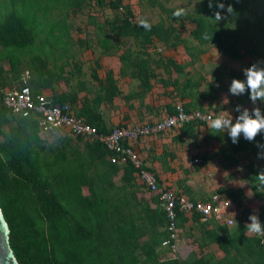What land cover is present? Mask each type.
Wrapping results in <instances>:
<instances>
[{
    "label": "trees",
    "instance_id": "1",
    "mask_svg": "<svg viewBox=\"0 0 264 264\" xmlns=\"http://www.w3.org/2000/svg\"><path fill=\"white\" fill-rule=\"evenodd\" d=\"M138 2L160 9L167 17L157 23L139 18L125 0H0V90L28 85L34 95L47 96L49 105L67 104L74 108L80 101L78 91L61 92L58 86L61 82L71 85L75 75L67 74L69 58H63L74 47L71 17L87 10L88 25L95 29L93 33L86 32L88 41L77 37L79 34L75 36L76 44L98 48L105 55L121 52L123 71L134 70L146 90H151V81L158 78L157 69L167 74L184 72L163 51L180 46L189 49L183 34L186 22L195 25L189 34L198 47L215 48L238 61L250 57V66L264 61V11L252 7V2L254 6L258 4L256 0H212L211 8L209 0H201L196 13H185L179 18L173 16L175 10L167 7L169 0ZM217 3H224L225 9L216 7ZM229 5L234 9L232 13L227 12ZM97 9L110 14H103L100 21L91 12ZM217 11L221 12V20L215 19ZM142 20L151 25L150 30L141 26ZM249 25L258 31L252 34ZM238 26L249 29L246 36L250 43L240 38ZM258 56L260 60L256 59ZM97 67L101 65L98 63ZM25 73L28 80H24ZM233 78L245 79L243 72L237 70L231 72V81ZM94 79L102 87L100 94L92 101L85 98L75 114L99 133L108 134L113 129L106 127L97 107L117 97L116 81L111 71L107 72L105 84L97 71ZM162 82L169 84L167 80ZM202 83V79L186 78L174 85L184 99L194 98V91ZM241 97L249 100L248 95ZM192 106L184 108L191 111ZM173 130L188 136L196 133L193 124ZM45 134L36 117L13 115L2 105L0 95V208L20 264H264V243L245 230L249 216L234 229L218 222L204 225L213 226L208 230L209 240L222 250V259L214 255H191L185 261L165 259L158 250L169 238L166 213L157 198L152 201L158 207L152 209L146 197H138L143 187L137 184L139 176L132 164L125 162L121 167L122 162L111 163L112 153L95 137H73L64 132L62 137L54 136L49 142L43 138ZM221 134L223 131L210 130L211 136ZM257 142L264 144V135L258 136ZM232 146L233 153L258 156L264 151L257 148L256 142L249 143L243 137ZM214 155L204 156L203 160L207 163ZM231 160V166L239 164L238 159ZM250 173V188L255 198L263 201L264 184L252 162ZM216 193L231 200L233 214L244 204L242 189L221 188ZM259 211L264 214V206ZM259 217L264 222V215ZM188 220L181 213L179 225L184 226ZM200 220L198 215L193 218L199 224Z\"/></svg>",
    "mask_w": 264,
    "mask_h": 264
},
{
    "label": "crops",
    "instance_id": "2",
    "mask_svg": "<svg viewBox=\"0 0 264 264\" xmlns=\"http://www.w3.org/2000/svg\"><path fill=\"white\" fill-rule=\"evenodd\" d=\"M86 27L88 28L87 31ZM79 28V32H84V34L80 35L79 33L78 37L83 38V40H86L88 37L86 32L93 33L95 29L90 25ZM77 46L80 49L78 51V58L76 54H70L72 49L63 57L66 60L69 58L70 62V66L66 69L67 74L75 72V75L71 77L70 81L72 86H67L65 82H61L58 89L61 92L78 91L80 101L73 108L75 113L81 109L82 101L85 98L92 101L100 94L102 87L94 79L95 72L97 71L99 79L105 84L107 72L111 71L116 81L117 97H115L113 102H102L97 107L102 121L110 130L116 127H134L146 122L160 121L174 115L178 107L189 104H194L191 110L212 112L216 115L223 116L228 115L232 119H235L239 115L234 109L236 105H240L239 103L242 102L241 99L244 97L232 96L227 89H221L223 83L220 82L226 76L227 83H231V72L233 70L242 71L233 62H241L228 58L217 49L214 52V48L210 47L209 49L211 51L208 54L203 47H198V45L192 46L189 43V49L184 47V50L186 49L188 51L184 58L174 56L180 47L164 50V55L174 58L185 70L183 73L171 71L167 74L163 69H157L156 73L158 78L151 81L152 89L146 90L134 70L125 69L123 71L124 64L120 59L121 52L119 54L105 55L98 48L93 47L87 49L86 44H77ZM195 48L196 50H193ZM200 50L205 52L203 56H201ZM214 53L219 54V56L215 58ZM98 63L101 65L100 68L97 67ZM186 78L203 80L201 87L197 91H194V98L182 99L177 87L174 85V83L182 82ZM77 79L78 81L74 82ZM162 80H167L169 84H163ZM218 83H220L219 87H217ZM195 129V136L183 135L179 130H170L159 135L140 139L133 146L144 163L145 168L156 176L160 187L170 190L176 195L184 196L194 202H208L210 196L206 195V193L212 190L210 186L206 185L207 181L205 176L208 173L209 175H213V170L221 168L224 175L222 177L225 178L226 173L228 175L231 174L228 173L230 170H236L242 164H244L242 165L243 167L248 166L250 169L251 162L254 163L251 159L257 156L246 152L233 153L232 142L226 130L223 131L221 136H211L210 130L214 129L206 125H195ZM62 131L67 132L65 130ZM210 154L215 155L205 163L203 157ZM230 155L231 158L239 160L238 165H230V161H232L231 158L229 159ZM245 162L247 163L245 164ZM123 165L125 164H119L121 167ZM120 169V175H122L123 170L122 168ZM224 178L221 179V184L224 182ZM137 184L143 187L138 197L142 199L146 197L148 202H150V207L156 209L158 204L153 202L152 198H157L159 202L158 196L151 192L140 179L137 180ZM223 188L242 189L245 196L248 190L251 191L250 185L244 187L242 183L235 185V183L229 182V184L227 183V187L225 186ZM261 202H264V200ZM244 204L246 205V203ZM159 206L161 207L160 204ZM238 211L241 213V210ZM259 214L264 215L263 213ZM186 216L189 220L183 224L184 226L181 227L179 225V241L176 244L178 254L172 258H179L185 261L191 255H196L199 258L214 255L216 258L222 259L224 257L222 250L209 240L210 234L208 230L213 229V226H209L208 228L204 227V225L217 224V221L209 220L204 223L200 220L201 224H199L193 221L195 214H186ZM232 217L235 221L234 216ZM239 222H235L234 227H227L225 223L220 222H218V225L234 229ZM255 236L264 243L262 236L254 234ZM158 251L166 259L167 254L171 250L170 248L164 247L162 243Z\"/></svg>",
    "mask_w": 264,
    "mask_h": 264
},
{
    "label": "built area",
    "instance_id": "3",
    "mask_svg": "<svg viewBox=\"0 0 264 264\" xmlns=\"http://www.w3.org/2000/svg\"><path fill=\"white\" fill-rule=\"evenodd\" d=\"M0 95L2 105L13 115L36 117L44 133L56 129L65 130L73 137H95L112 153L111 163H131L136 169L139 179L151 192L158 196L160 205L166 213L169 238L163 242V246L170 248V252L174 256L178 254L176 244L179 241V217L181 213L199 215L204 223L214 220L225 223L227 227L235 225L232 217L235 209L230 199L216 193L210 197L208 202H194L160 187L156 176L145 168L139 154L133 148V144L140 139L159 135L174 128H181L188 124L208 126L209 122L218 115L199 110L187 111L184 106H180L174 115L160 121L146 122L134 127H116L110 133L105 134L99 133L96 127L76 116L70 105L51 106L47 96L43 94L34 95L28 85L20 89L15 87L1 89ZM224 117L230 119L227 116Z\"/></svg>",
    "mask_w": 264,
    "mask_h": 264
},
{
    "label": "rangeland",
    "instance_id": "4",
    "mask_svg": "<svg viewBox=\"0 0 264 264\" xmlns=\"http://www.w3.org/2000/svg\"><path fill=\"white\" fill-rule=\"evenodd\" d=\"M250 1H252V0H250ZM256 1L258 2V4L256 6H254V4H252L253 2L252 3L250 2L252 7H255V9L259 10L260 12H263L264 11V0H256ZM125 3L133 6V10H134L137 17L148 18L153 23L159 22L163 17L164 18L167 17V15H164L162 13V11L158 8H155V9L150 8L147 4L141 6L140 3L138 2V0H125ZM199 5H201V0H169V2H167L168 8L173 9L175 11L177 9L183 8V9H185V13H188V14L196 13L195 10H196V8H198ZM101 11L102 10L97 9L95 11L92 10L91 12L94 14V17L96 19H99L100 21H102L104 19V15H107L110 13L104 11V13H103L104 15H103ZM87 13H88V10L84 14L72 15V17H71V19H72L71 22L74 23L75 29L73 30V35H72L74 47H73L72 52L70 54H76L77 58H78V51L80 49L78 48V46L75 42L76 40L74 37L80 33L78 30L79 27L84 28L86 25H88L89 16ZM194 27H195L194 24H190V23L186 22V30L183 33L184 38L188 40V44L190 43V45H192V46L198 45V43L195 40H193V38L189 34V32ZM248 27L251 29L250 32L252 34H255V32L258 31L254 27V25H251V26L249 25ZM238 28H240V31H241L240 38L243 40L244 39L247 40L246 43H250L251 39L246 36L247 33H249V32H247L249 29L244 28L242 26H238ZM91 29H93V28H91ZM260 36L263 38V35L260 34ZM243 44H245V43H243ZM203 48L208 52V54H210L211 49H209L208 47H203ZM243 50H245L244 47H243ZM261 50L264 51V46H262ZM215 51H216V49L214 48V52ZM175 52H173V53H175ZM187 52L188 51L186 49L184 50V46H180L179 51H177L174 56L184 58L186 56ZM200 54H202L201 56H203V54H205V52L200 50ZM218 56H219V54L214 53L215 58H217ZM256 59L260 60V57L258 56V57H256ZM251 60H253V59H251L250 57H247L243 61H240L241 63H234L233 62V64H235L237 67H240L243 71L244 68L250 67L249 63L251 62ZM0 65H2V64H0ZM216 65H215V67H217ZM5 68L8 69V66L5 65ZM23 77H24V80L29 79V75L27 73H25L23 75ZM226 80H227V77L225 76L223 81L220 82V83H223L222 87H221V89H223V90H226V89L228 90L229 86H230V82L227 83ZM76 81H78V79L74 80V82H76ZM220 83H218L217 85H219ZM241 101L242 102L239 103L240 105H243L244 107L249 108V109L253 107L250 100H247L246 98H242ZM258 104L261 107V109H264V101H258ZM230 119H232V118H230ZM61 133L64 134V131L54 129V130L48 131L47 134H45L43 138L45 140H48L49 142H52L54 139V136L60 137ZM251 161H253L255 163L254 168L256 169L257 172L264 171V159H258L257 157H255L254 159L252 158ZM246 163L247 162H245V164ZM242 165H244V164H242ZM242 165L239 166V168H237L236 170H230V172H228V173H231V174L228 175L226 173L225 178L222 177L224 175L222 173L223 170H221V168H219L217 170L216 169L213 170V175H209V173H208V175L205 176L206 181H207L206 185L210 186V188L212 190L208 191V193H206V195H209L211 197L212 195L216 194V192H218L219 189H221L225 186L227 187V183L229 184V182L235 183V185L238 183H242L244 185V187H246L247 185L251 186L252 182L250 181V177H252L253 174L250 173V171H249L250 169L248 168V166L243 167ZM227 171H229V170H227ZM222 178H224V182L221 184ZM242 202L246 203V205L242 204V206L238 208V210H241L242 214L240 213V211H235L233 214L236 223L238 221H243L242 219H246V217H248L251 213L253 214L254 210H258V213H260V211H259L260 207H261V205L262 206L264 205V202H261L260 199L257 200L255 198V195L253 194L252 190L247 191V195L245 196V200ZM173 256H174V254L170 252L169 254H167L166 258L170 259Z\"/></svg>",
    "mask_w": 264,
    "mask_h": 264
},
{
    "label": "clouds",
    "instance_id": "5",
    "mask_svg": "<svg viewBox=\"0 0 264 264\" xmlns=\"http://www.w3.org/2000/svg\"><path fill=\"white\" fill-rule=\"evenodd\" d=\"M209 7H213L212 0H209ZM216 7L221 10L225 9L224 3H217ZM234 9L229 5L227 12L232 13ZM185 14V9L180 8L173 12L174 17H181ZM223 17L220 11L215 13V19L221 20ZM141 26L150 30L151 25L146 21H141ZM244 80L233 78L228 92L232 96L240 97L248 95L253 107L246 108L243 105H236L234 111L239 115L232 119L218 115L209 122L208 127L217 132L227 131V135L234 145H238L240 138L249 143L256 142L257 148L264 149V144L257 142V137L264 135V109L258 104V101H264V61H257L250 67L243 69ZM219 87V85H217ZM258 159H264V152L258 153ZM262 184H264V171L257 176ZM230 202V201H229ZM258 210H254L250 214L248 220L250 223L245 224L247 233L264 236V222L261 221ZM231 223V221H229Z\"/></svg>",
    "mask_w": 264,
    "mask_h": 264
},
{
    "label": "water",
    "instance_id": "6",
    "mask_svg": "<svg viewBox=\"0 0 264 264\" xmlns=\"http://www.w3.org/2000/svg\"><path fill=\"white\" fill-rule=\"evenodd\" d=\"M0 264H20L10 243V228L0 208Z\"/></svg>",
    "mask_w": 264,
    "mask_h": 264
}]
</instances>
